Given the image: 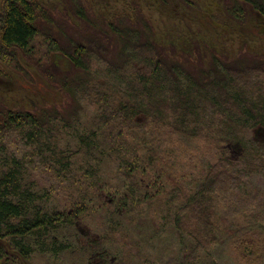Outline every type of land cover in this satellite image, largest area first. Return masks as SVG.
<instances>
[{
  "label": "trees",
  "instance_id": "1",
  "mask_svg": "<svg viewBox=\"0 0 264 264\" xmlns=\"http://www.w3.org/2000/svg\"><path fill=\"white\" fill-rule=\"evenodd\" d=\"M224 1L236 20L245 19L251 11L264 18V0ZM55 4L71 21L79 16L86 19V10L78 0L3 1L2 61L12 49L29 52L32 43L42 37L41 25L48 22ZM154 5L161 8L160 1ZM93 14L87 26L94 33L76 25L83 36L78 35L80 40L70 38L71 53L65 54L83 72L69 87L77 99L96 106L86 126L77 129L72 119L65 120L62 115L31 111H7L0 122V240H6L24 262L36 252L57 256L70 247L58 242L59 231L65 226L74 228L86 209L78 205L69 211L48 208L52 191L37 181L28 183L23 159L13 153L4 157L6 131L14 127L62 179L73 173L72 159L80 155L83 161L78 171L101 190L106 160L113 159L119 190L126 192L118 206L126 215L141 202L151 205L155 198L164 200L163 220L178 232L179 244L191 243L193 254L198 253L191 262L186 255L181 264H199L217 244L252 231V237L261 241L258 264H264V201L249 205L248 227L239 218L251 202L252 194L244 192H263L253 180L264 177V67L261 65L263 73H258L257 67L243 62L227 64L216 55L207 62L204 54L209 53L195 51L191 45L180 51L175 37L171 41L163 38L164 22L159 15L156 19L145 15L142 24L129 13L113 18L103 11ZM47 38L53 52L64 50L60 36ZM164 43L175 50L165 51ZM96 60L107 62L102 74L91 71ZM199 60L201 65H197ZM83 125L79 121L78 126ZM56 132L74 138L77 150L63 151ZM161 137L183 146L199 138L208 140L216 147V158H201L199 178L193 174L175 176L170 153L176 149L163 151ZM65 144L71 146L68 140ZM231 212L236 216L231 218ZM8 255L0 247L5 264H10Z\"/></svg>",
  "mask_w": 264,
  "mask_h": 264
},
{
  "label": "rangeland",
  "instance_id": "2",
  "mask_svg": "<svg viewBox=\"0 0 264 264\" xmlns=\"http://www.w3.org/2000/svg\"><path fill=\"white\" fill-rule=\"evenodd\" d=\"M3 1L0 0V8ZM159 1L160 9L154 5ZM78 2L86 10V19L82 20L79 16L71 21L60 11L61 7H56L55 4L52 6L50 19L41 25L42 37H38L32 43L29 52L12 49L7 59L3 61L0 59V122L7 111L59 114L65 120L72 119L77 129L84 128L87 121L92 119L96 113V106L90 104L88 100L82 101L79 97L77 99L70 88V82L74 79L77 81L83 72L70 62L66 55L71 53L70 38L80 40L78 35L83 36L76 25H81L84 29L87 27L90 33H94V30L87 26V20L92 19L94 11L111 13V18L114 15L129 13L140 19L141 23L145 15L150 19L162 16L163 38L171 41L172 37H175L173 40L179 45L180 51L191 45L195 51L200 49L209 53L204 54L208 57L207 62L216 55L227 64L243 62L257 67L258 73H263L259 67L261 65L264 67V18L253 11L249 16L246 15L245 19L236 20L226 7L229 3L225 6L224 0H78ZM158 10H161V13L158 14ZM124 23L126 24V20ZM119 26L122 27L120 24ZM54 27L57 30L55 33L52 32ZM54 34L61 37L60 43L64 49L62 52L55 53L50 49L51 43L47 37L52 35L54 37ZM164 45L165 51L175 50L171 44ZM115 55L116 52L114 57ZM197 65H201L200 60L197 61ZM106 66L105 60L92 61L91 71L95 75L98 71L101 73ZM96 80L99 82L102 78ZM79 121L84 124L83 127L78 126ZM64 132L55 133L61 140L62 150H77L75 139L72 137L68 139ZM6 133L8 136L4 139V144L7 151L4 157L13 153L23 159L27 165L24 177L28 183L37 181L40 187L44 186L52 191L53 197L48 208L62 211H69L75 205L81 209L86 208L77 219L74 228L65 226L59 231L61 235L56 237L58 242L64 241L71 248L57 256L36 252L30 261L24 262L6 240H0V247L9 253L10 264H181L186 255L190 256L191 262L194 255L198 254L195 252L193 254V244H179L178 232L163 220L164 200L155 198L151 205L141 202L138 210L131 207L127 210L128 215L125 214L118 203L126 192L119 190L120 183L114 175L117 173H115L117 166L112 163L113 159L106 160L103 173L105 180L100 184L101 187L105 186L99 190L100 188L93 187L92 180L84 178V174L78 171L83 161L80 155H75L72 159L73 173L69 178L62 179L50 170L47 165L49 162L38 155L40 154L38 149L30 146L19 130L12 127ZM66 140L69 141L70 147H66ZM176 144L175 140L167 141L161 137L160 145L163 151L167 148L176 149V152L170 153L175 176L193 174L194 178H199L201 158L206 160L213 156L211 161L216 158V147L208 140L199 138L186 143V146ZM253 182L255 186L262 188L263 192H244V195L252 194L249 197L251 202L247 203L246 210L239 215L244 222L243 225L247 227L250 225L247 219L251 210L249 205L255 203L258 205L260 200L264 201V177H256ZM251 187L252 185L249 188ZM230 215L231 218L236 216L234 212ZM238 233L240 230L237 229V235H240ZM253 234L254 231L244 237L233 238L229 243L226 240L217 244L208 251V254H203V260L199 264H258L257 259L262 254L261 241L252 237ZM94 242L99 244L96 245ZM1 259L0 264L7 262Z\"/></svg>",
  "mask_w": 264,
  "mask_h": 264
}]
</instances>
